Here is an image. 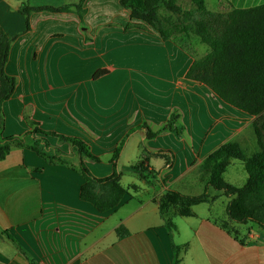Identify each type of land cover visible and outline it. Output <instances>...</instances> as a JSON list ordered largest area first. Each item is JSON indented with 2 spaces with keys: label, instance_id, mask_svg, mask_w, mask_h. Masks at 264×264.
Instances as JSON below:
<instances>
[{
  "label": "crops",
  "instance_id": "1",
  "mask_svg": "<svg viewBox=\"0 0 264 264\" xmlns=\"http://www.w3.org/2000/svg\"><path fill=\"white\" fill-rule=\"evenodd\" d=\"M24 1L31 6L79 2L0 0V27L17 35L5 65L16 86L2 104L1 136H22L36 126L80 139L99 161L80 158L53 136L45 137L56 151L48 152L50 159L28 147H11L0 159V264H173L171 242L180 247L178 264H264V231L230 222L221 191L208 187L207 199L192 205L189 216L171 209V237L159 213L157 200L167 188L183 195L204 191L200 165L222 144L236 142L246 156L258 151L255 116L185 77L191 63L209 52L208 45L191 33L162 38L130 18L119 0H84L83 24L73 6L69 12L33 11L25 30L18 11ZM205 4L210 12L226 13L264 0ZM101 69L107 73L94 79ZM173 111L179 136L161 130ZM144 122L161 131L150 139L144 129L128 136L117 160L126 193L114 208L98 211L79 197L80 161L94 176H108L117 144ZM142 154L149 168L160 170L149 183L124 169ZM237 162L231 161L224 179L239 187L247 175ZM221 197L222 211L215 213ZM119 225L128 235L117 236Z\"/></svg>",
  "mask_w": 264,
  "mask_h": 264
},
{
  "label": "trees",
  "instance_id": "2",
  "mask_svg": "<svg viewBox=\"0 0 264 264\" xmlns=\"http://www.w3.org/2000/svg\"><path fill=\"white\" fill-rule=\"evenodd\" d=\"M189 1L191 9L183 8L177 0H119V4L129 10L130 18L151 26L164 39L173 33H191L208 45L209 52L191 63L185 77L206 85L224 102L255 116L252 128L258 151L246 156L236 142L222 144L209 153L200 165L205 181L204 191L199 195H183L167 188L165 194L157 200L159 213L171 237L175 230L169 215L171 209L180 216L191 215L190 207L205 201L208 197L207 188L211 187L228 198L225 213L230 222L251 224L264 231V4L247 9H231L226 13H213L207 10L205 0ZM83 2L84 0H79L75 5L31 6L24 1L18 11L25 17V30L30 29L31 12H69L72 6L83 24ZM16 37L17 35H6L0 27V159L14 146L28 147L38 155L50 159L48 152L56 151L45 137L53 136L60 142L69 143L73 153L80 158L98 162L99 159L80 139L44 131L36 126L22 136H1L4 127L2 104L10 98L16 86V79L5 72L10 44ZM106 73L107 70H98L93 78ZM177 117L178 114L173 111L161 130L167 129L179 136L181 129L174 124ZM139 129L145 130L148 139L161 131L153 132L145 122L131 128L112 153V172L108 176H94L83 161H80L82 183L79 197L100 212L114 208L126 193L119 182L121 170L117 166V160L128 136ZM27 140H31L32 144L28 145ZM233 160L242 163L247 175L244 184L239 187L224 179V172ZM147 161V157L142 154L134 164L124 169L138 174L149 183V177L159 175L160 170L149 168ZM169 166L168 162L167 167ZM159 181L165 186L164 178H159ZM116 234L122 238L128 235V231L123 225H119ZM171 249L173 264H178L180 247L171 242Z\"/></svg>",
  "mask_w": 264,
  "mask_h": 264
},
{
  "label": "rangeland",
  "instance_id": "3",
  "mask_svg": "<svg viewBox=\"0 0 264 264\" xmlns=\"http://www.w3.org/2000/svg\"><path fill=\"white\" fill-rule=\"evenodd\" d=\"M227 1H232V0H227ZM179 3L184 7V8H186L187 7V5L188 4H190L191 6H192V4L190 3V1L189 0H179ZM237 164H240L239 162H237ZM238 166H240L241 167V165H238ZM229 171V173L230 172H232L231 170H232V167H231V169H228ZM244 173H245V171H244ZM227 176H228V173H227ZM225 200V197H221L218 201H217V203H216V211H215V213H218V212H220V211H222V202ZM241 226V225H240Z\"/></svg>",
  "mask_w": 264,
  "mask_h": 264
}]
</instances>
